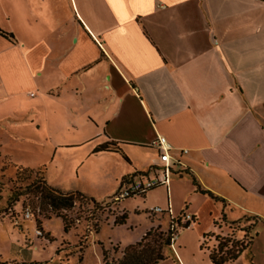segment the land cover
<instances>
[{
    "label": "crops",
    "instance_id": "crops-1",
    "mask_svg": "<svg viewBox=\"0 0 264 264\" xmlns=\"http://www.w3.org/2000/svg\"><path fill=\"white\" fill-rule=\"evenodd\" d=\"M0 31L1 133L31 122L53 155L87 144L122 159L117 187L155 175L162 135L223 207L243 206L226 188L264 209V0H0ZM106 142L119 152L94 151Z\"/></svg>",
    "mask_w": 264,
    "mask_h": 264
},
{
    "label": "rangeland",
    "instance_id": "rangeland-1",
    "mask_svg": "<svg viewBox=\"0 0 264 264\" xmlns=\"http://www.w3.org/2000/svg\"><path fill=\"white\" fill-rule=\"evenodd\" d=\"M2 107L0 116L10 109L9 104H2ZM9 131L10 128L0 132V167L8 161L4 159L7 155L13 164L33 169L31 179L35 171L40 170L55 183L90 193L94 201L89 206L110 202L118 188L115 175L123 166H128L122 159H118L119 164H116L93 152L86 153L87 144L60 148L53 155L49 151L51 143L44 140L45 128H37L31 122L24 121L18 128H11L17 135ZM1 173L0 264H103L99 242L106 248L115 245L124 248L139 240L144 231L155 224L166 227L169 219L166 210L169 209V213L177 218L182 211L191 215L192 208L199 209V219L195 225L177 227L173 251L178 260L181 257L186 264H210L207 250L216 245V234L232 236V231H228L226 226L245 228L253 222L252 215L243 217L244 207L264 213L259 203L250 204L245 197L239 199L238 192L226 188L222 191L243 205L241 209L240 206L223 207L214 199L206 201L207 194L195 192L191 187L190 176L183 174L179 178L171 173L168 198L165 186L161 185L147 191L144 198L128 197L117 204H109V208L92 214L93 217H89L87 208H79L76 204L69 210L59 211L69 221V228L65 229L61 217H57L51 208L43 206L38 197L26 193L25 186L31 179L16 180L13 168H8L5 175ZM155 207L164 212H151ZM26 211L30 213L28 218ZM222 211L227 221L218 220ZM123 213L126 215L124 222L114 224L113 221L116 218L119 221ZM213 220H218L214 230ZM95 224L98 232L94 231ZM210 232L213 234L205 239L201 248L202 236ZM249 235L253 236L251 247L229 264H264V220L259 218ZM170 254L157 264H175ZM109 256L116 261L119 253L110 252Z\"/></svg>",
    "mask_w": 264,
    "mask_h": 264
},
{
    "label": "trees",
    "instance_id": "trees-1",
    "mask_svg": "<svg viewBox=\"0 0 264 264\" xmlns=\"http://www.w3.org/2000/svg\"><path fill=\"white\" fill-rule=\"evenodd\" d=\"M0 32L3 33L2 31ZM94 151L119 152V148L113 142H106L98 145ZM124 158L126 159L125 156ZM8 168L14 169V175L16 177V180L22 181L25 179H31L30 176L33 173L32 169L12 164L9 161H5L3 166L0 167V172H2L1 174L5 175L4 173L7 171ZM176 173L179 175H189L192 184L195 186L196 191H199L201 193H207L215 201H220L224 203L223 199L212 195L210 192L202 191L199 187V184L197 183L194 174L189 171L188 168H180ZM145 176H147V174L141 172L124 176L123 178H121L118 187H122L131 178ZM156 187L150 188L136 196L144 197L147 191ZM25 191L26 193L38 197V199H40V202H42L43 206L51 208L57 217H61L65 229L69 228V221H67L64 215L59 214L60 210H69L71 207H74V205L78 204L79 208H87L86 211L89 212V217H93L92 214H96L97 212L109 208L108 205H106L105 207H101L100 205L96 206V204L93 206H89L90 202L94 200L93 198H91V196L85 194L84 192L78 190H61L49 184L47 179L44 177V174L40 170L35 171V176L32 177L30 182H28V184L25 186ZM165 212L168 213V211ZM183 215L184 213L182 211L179 217H170L168 225L164 230L161 228L160 224H157L155 227H151L145 232V234L141 237L139 241L124 248H119L118 245L112 246V248H106L103 243L99 242L101 246L103 264H157L158 262L169 257V255H171L170 252L172 253L174 263L180 264L172 248L173 243L171 241V235L174 231L177 232V228L172 229L173 222L177 223V227L183 226L185 228L190 226L188 224L182 225L183 223H180V219L183 217ZM125 218L126 215L123 213L121 218H119L120 220L118 221V219L116 218L113 223L121 224L124 222ZM258 219L259 218L257 216H252L253 222L245 228L236 229L226 226L225 228H227L228 231H232V236H220L219 234H216L214 236L216 240V245L210 250H207L210 264H229L232 261L236 260L243 252L248 250L253 243V236L249 235V233H251L252 229L255 227ZM219 220L225 221V215L223 214ZM213 225L214 227L217 226L218 220H214ZM94 231L98 232V227L96 224L94 227ZM240 233H242V236ZM211 234L213 233H205L202 236L201 248H203L205 239ZM110 252H118L119 258H117L116 261L113 260L109 256Z\"/></svg>",
    "mask_w": 264,
    "mask_h": 264
},
{
    "label": "built area",
    "instance_id": "built-area-1",
    "mask_svg": "<svg viewBox=\"0 0 264 264\" xmlns=\"http://www.w3.org/2000/svg\"><path fill=\"white\" fill-rule=\"evenodd\" d=\"M152 146L156 147L159 151V158L154 161L152 165V170H154L155 175L145 176V177H134L131 178L126 184L118 189V191L111 197L110 202L104 205H100L101 207H105L109 204H115L120 202L121 200L134 197L142 192L156 187L160 185H167L169 182V177L173 171V166L178 165L180 167H184V165L179 160H175L170 151L172 150L171 144L164 136H158L152 141ZM186 152V151H184ZM169 212V209L167 210ZM151 212H164L160 207H155L151 209ZM30 215L29 211H26L25 216L28 218ZM180 223L191 225L193 223L192 216L183 215L180 219ZM177 228V223H172V229ZM177 239V232L174 231L171 235L172 243Z\"/></svg>",
    "mask_w": 264,
    "mask_h": 264
}]
</instances>
